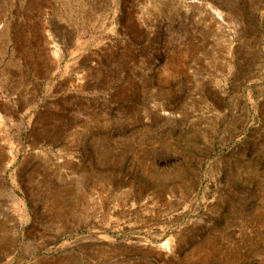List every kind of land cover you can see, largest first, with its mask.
I'll return each instance as SVG.
<instances>
[{
  "label": "rangeland",
  "instance_id": "374dc122",
  "mask_svg": "<svg viewBox=\"0 0 264 264\" xmlns=\"http://www.w3.org/2000/svg\"><path fill=\"white\" fill-rule=\"evenodd\" d=\"M0 264H264V0H0Z\"/></svg>",
  "mask_w": 264,
  "mask_h": 264
}]
</instances>
